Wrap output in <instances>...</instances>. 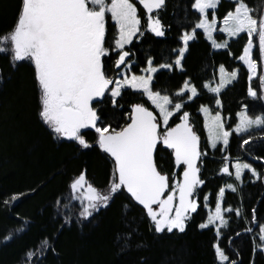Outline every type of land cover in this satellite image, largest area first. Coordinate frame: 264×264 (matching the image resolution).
<instances>
[{"label": "trees", "instance_id": "1", "mask_svg": "<svg viewBox=\"0 0 264 264\" xmlns=\"http://www.w3.org/2000/svg\"><path fill=\"white\" fill-rule=\"evenodd\" d=\"M246 2L264 12V0ZM193 4L194 0H167L165 10L160 13L168 27L164 40L146 32L145 14L138 8L143 34L127 48L130 51L127 60L133 63L131 72L137 76L144 74L149 60L154 68L172 65V70H159L154 75L153 90L184 104L183 111L189 113V122L203 140V152L208 145L202 107L207 106L215 113L220 101L225 128L233 132L226 153L222 154L219 146L214 151L208 149L202 158L200 177L204 184L196 191L197 211L190 213L185 232H156L146 210L125 191L116 194L108 208L88 219L71 208L70 186L74 179L85 173L95 187L107 189L112 160L96 147L83 149L75 141L56 138L39 115L40 91L34 65L30 61H14L9 51L0 53V264H220L215 251L217 244L236 264H264V253L255 250L250 238L259 226H264V129L247 136L234 131L238 114L245 106L253 117L264 114V87L258 79L251 85L258 98L248 95L249 71L239 61L247 43L246 34L233 39L226 49L215 51L205 34L196 28L201 16ZM20 7L21 0H0V36L13 28ZM233 8V1L221 0L209 16L214 14L222 22ZM107 29L108 38L117 34L109 16ZM193 31L196 38L188 45L179 69L175 60L183 47L182 37ZM221 39L217 37L219 42ZM256 53L257 48L255 59ZM105 66L116 78L124 65L119 69L114 63ZM221 66L229 73L238 70V77L215 96L206 90V85L217 79ZM185 83L197 89V96L190 102L177 95ZM117 102L123 107L114 109L110 102L100 106L105 122L114 127L123 126L136 104L157 113L144 95L130 89L124 90ZM177 117L171 119L170 127L181 122ZM85 132L86 138L94 142V130ZM245 139L248 144L243 143ZM227 156L250 160L263 177L248 183L238 193H226L224 210L240 206L243 216L237 220L235 215H228L233 219L218 239L215 229H201L200 224L207 217L204 201H208L206 206L210 209L218 204L224 185L220 171ZM157 165L162 172L182 176V167L175 166L171 150L159 153ZM248 227L252 233L246 231ZM9 236L12 238L7 239ZM29 252L34 253L30 261Z\"/></svg>", "mask_w": 264, "mask_h": 264}, {"label": "snow or ice", "instance_id": "2", "mask_svg": "<svg viewBox=\"0 0 264 264\" xmlns=\"http://www.w3.org/2000/svg\"><path fill=\"white\" fill-rule=\"evenodd\" d=\"M139 2L151 14L163 8L166 0ZM220 3L221 0H194L192 5L202 17L196 28L202 29L217 49L228 47L226 43H217L213 39L218 21L209 19V9L215 12ZM233 3V10L223 17V27L219 30L229 38L246 34L247 43L239 59L247 66L251 81L257 76L258 61H264V12L249 6L246 0H233ZM137 12L132 0H21L16 23L8 33L0 36V53L11 51L14 61H30L34 65L40 91L39 115L57 139L75 141L83 149L96 147L112 160L108 191L95 187L86 179L85 173L71 183L72 192L77 194L76 199L81 203L86 201L80 212L82 218L88 219L101 208H108L116 194L126 191L132 200L146 210L156 232L178 230L183 233L186 222L191 219L190 213L197 211L196 189L204 184L197 165L201 156L207 155L201 150L200 137L189 123V113L181 112L184 107L182 102H174L168 95L153 90L152 75L133 74L129 77L122 70L117 79L105 66L106 63H114L118 69L121 65L131 68V64L125 63L130 51L124 49L140 31L141 20ZM108 14L118 26V35L114 33L112 38H108ZM148 20V30L158 37L165 35L158 18L149 15ZM254 37L258 38V47L254 44ZM195 38V31L183 35L184 47L178 51L175 65L181 66L188 42ZM254 48H257L256 59L253 58ZM161 67L171 68L172 65ZM143 71L155 73L157 69L152 67L149 60L148 68ZM219 71L220 84L215 88L208 86L217 95L238 75L237 70L225 77L223 66ZM260 86L264 87V75L260 78ZM124 89H133L145 95L158 113L143 104H136L131 107L122 127L106 123L100 106L110 102L114 109L123 107L118 104L117 98L123 95ZM185 91L190 92L191 97L198 94L195 86L185 83L177 95L183 96ZM248 95L258 98L257 91L251 87ZM201 110L207 119L211 147L216 149L222 143L227 148L233 132L225 128L223 117L219 113L211 115L206 107ZM176 113H181L177 117L181 122L170 127L169 121ZM238 115L239 122L234 129L236 133L243 135L254 128L264 129V114L253 117L245 106ZM84 130H94V142L86 138ZM243 143L248 144L249 140L245 139ZM166 150H171L178 169L183 166L182 180L175 179L173 182L169 174L158 168L157 156ZM235 168L237 180L241 179L245 169L261 179L248 163L238 162ZM223 172L231 175L227 165ZM228 187L236 191L233 185L229 184ZM224 194L221 189L219 196L223 198ZM227 211L232 212L233 209L229 207ZM216 221L227 225L219 205L215 214L208 217V223L200 224V228H208ZM66 223L70 221L66 219ZM216 232L219 235V227ZM11 238L9 236L7 239ZM259 239L264 241V227L259 230ZM257 248L264 251L259 244ZM215 251L221 264H236L229 260L218 244ZM33 256L34 253L29 252V260Z\"/></svg>", "mask_w": 264, "mask_h": 264}, {"label": "rangeland", "instance_id": "3", "mask_svg": "<svg viewBox=\"0 0 264 264\" xmlns=\"http://www.w3.org/2000/svg\"><path fill=\"white\" fill-rule=\"evenodd\" d=\"M229 1H233V0H229ZM136 7H137V6H136ZM137 10H138V8H137ZM194 10L196 11L195 8H194ZM215 11H216V10H215ZM209 12H213V10L209 9ZM213 13H214V12H213ZM137 14H138V17L140 18L139 10H138ZM108 16L110 17V14H108ZM200 16H201V15H200ZM214 18L217 20V18H216V16H215L214 14H213L211 17L209 16V19H210V20H212V19H214ZM201 19H202V17H201ZM110 20H111V19H110ZM140 20H141V18H140ZM111 21H112V20H111ZM217 21H218V20H217ZM112 22L115 24L114 21H112ZM116 27H117V35H118V26H116ZM222 27H223V21H222V22H219V21H218L217 24H216L217 31H215V32L213 33V39H215L217 43H226V44L228 45L233 39H236L237 37L229 38V37L227 36L226 33H223V32H221V31L219 30V29H221ZM197 30L202 31V32L205 34L206 38L208 39L207 34H206L202 29L197 28ZM142 34H143V29H142V22H141V24H140V31L136 34V36L133 37L132 42H133L137 37H141ZM189 34H191V33H189ZM241 35H242V34H241ZM218 36H220V37L222 38V39H221V40H222L221 42H219V40H217V37H218ZM253 40H254V44L257 45V44H258V38L254 37ZM192 41H193V40H190V41L188 42V45H189ZM208 41L212 44L211 40L208 39ZM132 42H131V44H132ZM131 44L126 45L124 50L127 51V48H128ZM182 45H183V47H184L183 39H182ZM212 46H213V49H214L215 51H220V50H224V49H226V48L217 49L213 44H212ZM183 47H182V48H183ZM254 51H255V48L253 49V58H254ZM113 53L115 54V51H113ZM186 53H187V51L185 52L184 57H185ZM127 59H128V57L126 58L125 63H126V64H131V66H132L133 63H132V62H129ZM254 59H255V58H254ZM183 60H184V58H183ZM183 60L181 61V66H177L179 69L182 68ZM239 61L243 64V61H241L240 59H239ZM261 64H262V65H261ZM261 64H260V62L258 61V73H257V76L253 77V78L251 79V81L249 80V81H250V87H251V88H252V86H251L252 83H253L254 81L260 79L261 76L264 75V61H262ZM243 65H244V64H243ZM244 66L247 68L246 65H244ZM152 67H153V66H152ZM156 69H157V71H156L155 73H146V72H144L143 75H152V77H153V79H154V75H155L159 70H169V71L172 70V68H167V67L156 68ZM122 70H123V71L125 72V74L128 75L129 77H130L131 75H133V73L131 72V68H126L125 65L123 66ZM122 70H121V71H122ZM121 71H120V72H121ZM120 72L117 74V77H116L117 79L120 78V75H119ZM228 74H230V73L227 72V71L225 70V77H227ZM250 75H251V74H250V72H249V76H250ZM237 77H238V75H237ZM153 79H152V82H153ZM220 79H221V73H220V71H219V74H218L217 79H216L213 83H208V84L206 85V90H207L209 93H212L213 95L218 96V95L215 94L214 92L210 91L208 86H211L212 88L217 87V86L220 84ZM235 80H237V78H236ZM235 80H233L231 83L226 84V86L222 87L220 93H221L226 87H228V86L231 85L233 82H235ZM188 84H189V83H188ZM189 86H192V85L189 84ZM252 89H253V88H252ZM263 89H264V88H263ZM124 90H127V89H124ZM124 90H123V91H124ZM130 90H132L133 92L140 93L139 91H136V90H133V89H130ZM220 93H219V94H220ZM140 94H141V93H140ZM106 95H107V94H106ZM257 96H258V93H257ZM144 97L147 98L145 95H144ZM181 97H185V98H186V102H190V101H192L196 96H195V97H191V93L185 91V92H184V95L181 96ZM118 98H119V97H118ZM118 98H117V99H118ZM148 101H149V100H148ZM149 102H150V104H151V101H149ZM219 102H220V101H219ZM151 106L155 109V106H154V105L151 104ZM216 106H217V108H218V111L215 112V113H212L211 110H210V108L207 107V106H204V107H202V108H205V107L208 108V109L210 110L211 115H215V114L219 113V114L222 116V114H221V112H220V109H221V102L219 103V105L217 104ZM243 111H244V110H243ZM156 112L158 113V110H156ZM181 112H183V108H182ZM201 114H202V116H203V118H204V121H205V134H206V141H207V145H208L207 151H208V149H209L210 151H214V150H216L219 146H221V147H222V154L226 153V150L228 149L229 144H228L227 148H225V147L223 146L222 143L218 144L217 147H216V149H213V148L211 147V143H210V141H209V139H208V129H207V127H206L207 119H206L205 113H204L202 110H201ZM177 115L180 116L181 113H176V115H174L173 117H175V116H177ZM173 117H172V118H173ZM222 117H223V116H222ZM172 118H171V119H172ZM171 119H170V121H169V126H170ZM223 122H224V120H223ZM260 130H261L260 128H254V129H252L250 132L245 133V134H243V135L238 134V133H236V132H235V133H236L237 135H239V136H247V135H252V134H254L255 132L260 131ZM84 131H86V130H84ZM229 143H230V138H229ZM207 151H205V152L207 153ZM238 162H240V163H248V164H250L251 167L254 168V169L256 170V172L260 175V177H261V178L263 177L262 174L258 172V170H257V166L254 165L250 160H245V159H242V160L237 159V160H236V159H231V158L228 157V156H227V159L224 158V162H223V166H222L221 171H220V175H222V176L224 177V185H223V188H222V189L224 190V193H225V194H224L223 198H221L220 196H218V204H217V205H219V206L221 207V210H222V216H223L224 220L227 221V225H226V226H223V225L220 224V221H216L215 224H211V225H209L208 228H204V229L213 228V229H215V231H216V228L219 227V229H220V233H219V235H218L217 232H216L218 239H220V237H221V232L229 227V224L231 223V220L233 219V218L228 217V215H230V214L235 215V219H237V220L243 216L242 209L240 208V206H239L238 208H232V209H233L232 212H228L227 209L224 210V208H223V202H224V199H225L226 193H227V192L238 193V192H240V190H241L245 185H247L248 183H255V182H257V181L260 180V179H257L256 176H253L251 170H249V169H245V170H243L242 175H241V179H240V180H237V179H236V168H235V164L238 163ZM226 165L228 166V168H229V172L231 173V175H229L228 173H224V172H223V168H224ZM263 170H264V169H263ZM262 172H263V171H262ZM169 176H170V178L173 180V182H174L175 179H180V180H181V178L178 176L177 173H176V174H174V173L171 174V173H170ZM245 177L247 178L246 180H244ZM86 179H87V177H86ZM87 180H88V179H87ZM88 181H89V180H88ZM89 182H90V181H89ZM90 183H91V182H90ZM229 184L233 185V187L236 188V191H235V192H233L232 189L228 187ZM201 187H202V186H200L199 188H201ZM102 191H108V188H107V189H104V190H102ZM76 195H77V194L73 193V192H72V189H71V193H70V201L72 202L71 208L74 207L75 209H77L78 211L81 212V211L83 210V207L86 205V201H85L84 203H81L80 200H77V199H76ZM195 199H196V202L199 200V194L195 196ZM207 203H208V201L205 200V201H204V204H205V208H206L205 210H206V212H207V217H206V221H205L204 223H208V217H209L210 215H214V214H215V209H216V208H215V209H210L209 207L206 206ZM177 204H178V194H177ZM216 207H217V206H216ZM154 208H156V207H154ZM102 209H105V208H101L100 210H102ZM157 210H158V209H157ZM174 210H175V209H174ZM174 210H173V211H174ZM95 213H97V212H94L93 214H95ZM89 218H90V217H89ZM241 219H242V218H241ZM188 222H189V220L186 222V224H188ZM261 227H264V226H259L257 232L254 233V234H253L251 231H249V229H250L249 227L247 228L246 231H247L248 233H252V236H251L250 238L252 239V241H253V243H254V248H255V250L264 253V251H262L260 248H257V245H258V244L261 245L262 247H264V241H260V239H259V230H260ZM201 229H202V228H201ZM251 229H252V228H251ZM173 231H178V230H173ZM178 232H179V231H178ZM28 259H29V257H28ZM28 259H27V262H28ZM217 259H218V262L221 264V261H220V259L218 258V256H217ZM29 261H30V260H29ZM27 262H26V263H27Z\"/></svg>", "mask_w": 264, "mask_h": 264}, {"label": "water", "instance_id": "4", "mask_svg": "<svg viewBox=\"0 0 264 264\" xmlns=\"http://www.w3.org/2000/svg\"><path fill=\"white\" fill-rule=\"evenodd\" d=\"M133 1V3L138 7V8H140L143 12H144V14H145V27H146V32L148 33V34H150L152 37H154V38H156L157 40H164L165 38H166V35H167V31H168V27L164 24V22H163V20L161 19V17H160V13L161 12H163L164 10H165V8H166V6H167V0H166V2H165V6L163 7V8H161V9H158V10H154L151 14H149L148 12H147V10L146 9H144V7H143V5L139 2V0H132ZM149 15H151L152 17H154V18H158L159 20H160V22H161V25L163 26L162 27V30L164 31V33H165V35L164 36H160V37H158V36H156L153 32H151L150 30H148V28H147V25H148V23H149V20H148V17H149ZM145 106V105H144ZM146 107V106H145ZM149 110H151V109H149ZM190 123V122H189ZM191 124V123H190ZM192 125V124H191ZM192 127H193V131L194 132H196V134L200 137V135L197 133V131H196V129L194 128V126L192 125ZM200 148H201V150L203 151V140H202V138L200 137ZM174 157V156H173ZM110 158V157H109ZM202 158H203V156H201V158H200V161L198 162V167H200V169L202 168L201 167V164H202ZM111 159V158H110ZM182 168H183V166H181ZM159 168V167H158ZM200 175H201V171H200ZM171 179V178H170ZM181 180H182V176H181ZM196 191H197V189H196ZM125 193H126V191H125ZM129 197H130V195L128 194V193H126ZM166 195H167V193H166ZM135 204H137L134 200H132ZM138 206H140L141 208H143V206H141V205H139V204H137ZM154 207H156L155 205H154ZM145 210V209H144Z\"/></svg>", "mask_w": 264, "mask_h": 264}]
</instances>
